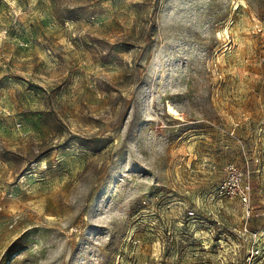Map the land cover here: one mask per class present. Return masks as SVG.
Here are the masks:
<instances>
[{"label":"rangeland","instance_id":"374dc122","mask_svg":"<svg viewBox=\"0 0 264 264\" xmlns=\"http://www.w3.org/2000/svg\"><path fill=\"white\" fill-rule=\"evenodd\" d=\"M252 247L264 264V0H0V264Z\"/></svg>","mask_w":264,"mask_h":264},{"label":"built area","instance_id":"2783aa9c","mask_svg":"<svg viewBox=\"0 0 264 264\" xmlns=\"http://www.w3.org/2000/svg\"><path fill=\"white\" fill-rule=\"evenodd\" d=\"M234 170V168H233ZM248 189L240 194V201L243 205L245 211V217L250 218L252 216V208L250 207L249 198L247 196ZM244 232H247L246 227H244ZM256 234H252V237H255ZM261 255V251L257 247H252L249 249L247 256L245 257L243 264H254L256 258Z\"/></svg>","mask_w":264,"mask_h":264},{"label":"bare ground","instance_id":"6f19581e","mask_svg":"<svg viewBox=\"0 0 264 264\" xmlns=\"http://www.w3.org/2000/svg\"><path fill=\"white\" fill-rule=\"evenodd\" d=\"M227 28V27H226ZM227 33V32H226ZM227 36V35H226Z\"/></svg>","mask_w":264,"mask_h":264}]
</instances>
